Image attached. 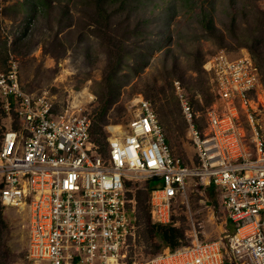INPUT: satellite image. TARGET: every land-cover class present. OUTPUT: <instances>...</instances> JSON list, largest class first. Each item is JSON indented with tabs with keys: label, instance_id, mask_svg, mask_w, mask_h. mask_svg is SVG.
Returning a JSON list of instances; mask_svg holds the SVG:
<instances>
[{
	"label": "built area",
	"instance_id": "2783aa9c",
	"mask_svg": "<svg viewBox=\"0 0 264 264\" xmlns=\"http://www.w3.org/2000/svg\"><path fill=\"white\" fill-rule=\"evenodd\" d=\"M215 102L201 126L179 94L196 165L174 155L149 100L121 131L94 140L80 108L56 110L44 95L29 93L10 55L0 71V108L9 119L0 134V203L28 214L27 257L45 264H264V89L247 50H220L207 58ZM105 148V152H104ZM190 179L192 183L190 184ZM150 180L157 184L149 185ZM147 190L151 223L171 222L172 205L196 187L213 185L225 220L222 239L164 245L143 262H129L136 200L127 184Z\"/></svg>",
	"mask_w": 264,
	"mask_h": 264
},
{
	"label": "rangeland",
	"instance_id": "374dc122",
	"mask_svg": "<svg viewBox=\"0 0 264 264\" xmlns=\"http://www.w3.org/2000/svg\"><path fill=\"white\" fill-rule=\"evenodd\" d=\"M220 50L232 56L247 50L264 89V0H0V71L13 55L23 89L46 96L56 110L80 107L94 140L105 139L112 125L123 130L136 99L149 100L171 152L188 166L197 160L179 94L201 126L215 102L203 63ZM83 88L92 98L72 107ZM8 120L0 108V134ZM140 185L127 184L137 224L129 262H143L163 246ZM0 217V264H45L27 257V211L0 203ZM170 226L179 244L194 228L199 238L222 239L229 252L230 230L213 185L194 186L174 203L171 222L161 228Z\"/></svg>",
	"mask_w": 264,
	"mask_h": 264
},
{
	"label": "trees",
	"instance_id": "16d2710c",
	"mask_svg": "<svg viewBox=\"0 0 264 264\" xmlns=\"http://www.w3.org/2000/svg\"><path fill=\"white\" fill-rule=\"evenodd\" d=\"M202 13H203L202 11H199L198 13H196V15L199 17V16L202 15ZM257 66H258V64H257ZM258 68H259V66H258ZM95 141L98 142V143H101L102 141H104V137L102 136V138H96ZM149 185L151 186L150 182H149ZM146 192H147V190H146ZM0 219H1V217H0ZM155 227L156 228H160V232H159L158 235H159V238L161 239V242H162L163 246L164 245H170V246L174 247V246L179 244L176 241L177 236H178V232H177V230L174 227H172V226L163 227V228H161L162 226H155ZM228 228H229V230L231 232L232 231V227H231L230 224H229Z\"/></svg>",
	"mask_w": 264,
	"mask_h": 264
},
{
	"label": "bare ground",
	"instance_id": "6f19581e",
	"mask_svg": "<svg viewBox=\"0 0 264 264\" xmlns=\"http://www.w3.org/2000/svg\"><path fill=\"white\" fill-rule=\"evenodd\" d=\"M92 98V95L87 92L86 88H83L80 92L73 94L72 107H77L80 105V102L89 100ZM137 100V99H136ZM111 131H121L119 125H112L109 127Z\"/></svg>",
	"mask_w": 264,
	"mask_h": 264
},
{
	"label": "crops",
	"instance_id": "0c3cea01",
	"mask_svg": "<svg viewBox=\"0 0 264 264\" xmlns=\"http://www.w3.org/2000/svg\"><path fill=\"white\" fill-rule=\"evenodd\" d=\"M228 223H229V222H228V221H226V224L229 226V224H230V223H229V224H228Z\"/></svg>",
	"mask_w": 264,
	"mask_h": 264
}]
</instances>
